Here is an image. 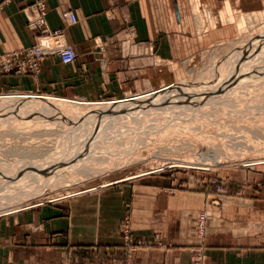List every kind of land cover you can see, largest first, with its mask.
<instances>
[{
	"label": "rangeland",
	"instance_id": "obj_1",
	"mask_svg": "<svg viewBox=\"0 0 264 264\" xmlns=\"http://www.w3.org/2000/svg\"><path fill=\"white\" fill-rule=\"evenodd\" d=\"M246 1L248 8L241 6V0H179L183 24H192L196 40L200 45H203V48L199 54L193 56V58L185 59L182 64L177 66V71L173 74L176 76L171 81L175 83L183 81L184 84L179 87L174 84L167 85L162 90L168 91L170 94L165 92L158 99H164V96L169 97L175 94H190L194 90L195 93L192 99L194 97L197 98L200 91L204 89L209 90L226 79H230L213 78V76L218 77L219 74L230 69L236 70L234 73L238 75L243 72V74L245 72L261 73L262 80L264 81V56L262 57L264 54V0ZM207 38L209 39L208 42H206ZM259 45L261 47L257 48ZM247 53L250 55L256 53L254 58L245 64L248 67L239 65V68L243 66L239 70L237 67L232 68L233 63L241 61L248 55ZM258 58H262V60ZM260 63L263 64V67L257 65H261ZM255 65L257 67L252 70L251 67ZM247 68L250 71L246 70ZM0 73L16 74L14 72H4L1 67ZM231 73L234 74L233 72ZM200 77H203V79L195 84V81ZM231 84L225 83L221 86L222 89L214 88L212 92L219 89L221 90L220 94L208 97L207 103L204 102L200 108L193 110L189 115L187 114V117H181L187 109L185 107L183 111H178L176 115H174L173 111L167 112L168 119L165 122L166 124L162 123L160 118L156 122L153 120L148 121L149 119H147V123H144V125L141 124V121L136 122L133 119H128L126 123H131L130 125L113 126L114 128L111 127L100 131L96 134V137L100 136L98 137L99 139L96 137L92 138V143L86 139L79 141L81 138L76 136L77 139L72 133L75 134L74 131L76 129L74 128L81 125L77 123H73V125L71 123V125L69 123H61L60 121L62 120L57 119L60 116H55L56 120H49L41 114L34 113L35 116H31L33 113H27L26 110V113L24 110L21 111V114L18 113L20 111L15 112V114L13 113L16 118H20L19 120H21V125L23 126L18 125V128L16 125V128L15 126L13 127L15 131L12 130L11 132L7 131L9 129H0V166H2L0 167V175L7 177L3 178V176H0L3 179H0V181L5 182L3 183L5 184L4 186H9L15 177H17L16 172H14L15 174L12 173L14 171L11 170L12 168L18 166L25 168H28V166L33 167L39 163L48 162L49 158L45 160V157H49L50 155L60 156L62 153L63 155L65 154L64 156L67 159H72L73 157L68 163L71 162L72 166V163H74L76 166L72 167V169H69V167L67 174H72V177H74L77 173L79 180L59 182V185L45 188L44 192L41 191L40 195H36L34 198L22 200V203L15 210L11 209V211L0 212V231L7 233L9 237L16 231L32 235L44 233L46 232V228H43V224L34 223L36 221L32 220L38 212L56 209L59 211V217L64 218L72 212L79 213L82 209L81 207L89 208L93 217L96 209L98 212L100 209L102 213L99 216L100 219L97 216L99 228L103 220H108V214L115 215L117 209H119L118 211L121 214L120 223L116 227L119 229L120 240L106 239L107 236L103 237L102 235L101 238L105 240H93V242H89L85 246L76 245L75 241L72 240L71 251L62 259L61 264H135L137 256L145 250L167 248L165 240L159 234H152L150 237H138L133 231L129 221L130 216L127 214V207L135 191L136 193L139 192V187L154 189L161 186L163 189L159 190L168 193H172L179 188L212 192L214 199L212 198L209 204L219 208V202L215 196L225 192L226 185L229 183V174L244 173L250 175L251 173L255 174L264 171V84L260 88L255 86L250 88L248 86L240 87L239 84H235L234 93L236 95L227 92ZM194 85L197 86L195 87ZM199 86L200 88L198 89ZM158 91L159 93H157ZM158 91L155 92L160 94L161 90ZM12 93L19 92L8 91L5 94L9 95H0V97L14 95ZM48 97L50 98V96ZM127 99L129 98L123 100ZM37 100L40 101V99ZM112 102L116 101L105 104ZM76 103L81 104L82 102ZM13 115L12 117H14ZM36 115H41L42 117H36ZM1 118L3 117L1 116ZM28 119L30 122L27 121ZM54 120L57 122L59 120V122L57 123ZM148 122L150 123L148 124ZM135 125L140 127L141 125L147 126L139 128ZM133 126L136 127L134 130ZM149 130L152 131L150 132ZM109 131L110 133H108ZM80 133L76 132V134ZM68 140L74 141L69 143ZM85 141L88 143H84ZM77 144L81 149L78 148L76 149L77 152H75L73 148ZM135 146L137 148H134ZM64 149L68 153L64 152ZM122 150L124 151L122 152ZM249 150L253 151V153ZM234 152L236 153L235 155ZM258 153L260 156H258ZM118 155L120 158H118ZM117 158L118 161H122L120 166L116 165V167L110 166L108 168L107 163L111 160L110 163L114 161L115 163L113 162L112 164H116L115 160ZM97 164L104 165V169L102 171L97 169V173L85 175V177L80 176L84 174L85 170L91 169ZM152 171L157 172L147 175L152 173ZM12 175H15L14 178H12ZM248 181H251L248 186L258 189L256 184L258 182L256 180L249 179ZM60 183L62 184L60 185ZM14 188L20 189V187L16 186ZM19 189L7 188V190L11 191L8 195L13 197L12 194L16 193ZM20 190L25 189L21 188ZM87 200L90 202L86 203ZM74 203H79V205L74 206ZM206 206L198 212L195 218L193 230L195 245L191 247L190 264H193L196 260L199 264H204L207 223L213 217L212 210ZM18 207H20L19 211H17ZM231 210L234 211L233 209ZM14 212L16 214H12ZM248 213L249 227L251 226L256 230L259 225H256L254 222L258 220V217L254 216L250 211ZM202 216L205 217V224L203 235L200 236L199 221ZM19 217H24L25 223L22 222L21 225H18L16 221ZM73 218L74 225L81 222L78 214L74 215ZM31 220L32 222H30ZM111 220L114 219L107 221L106 226H104L105 229L103 227L104 231L112 228L108 226ZM78 231L79 229L73 232L77 233ZM67 245L69 246L68 242L64 245H59V248L63 249L61 253L64 252V249L68 248Z\"/></svg>",
	"mask_w": 264,
	"mask_h": 264
},
{
	"label": "crops",
	"instance_id": "obj_2",
	"mask_svg": "<svg viewBox=\"0 0 264 264\" xmlns=\"http://www.w3.org/2000/svg\"><path fill=\"white\" fill-rule=\"evenodd\" d=\"M38 1L45 4L46 27L61 31L76 59L63 65L56 56H49L41 61L36 74L0 73V95L17 91L18 95L101 103L169 84L179 87L183 81H171L177 66L203 48L192 24H183L179 0H0V56L38 41L36 32L26 27L29 6ZM241 6L248 8L247 1L241 0ZM64 11L73 13L76 23L63 20ZM249 179L258 182V189L248 186ZM228 182L225 192L215 196L219 208L209 204L214 194L208 191L179 188L168 193L159 190L161 186L139 187L138 193L133 190L127 207L133 231L138 237L159 234L167 244L165 249L138 253L135 264H190L195 218L205 205L213 217L207 223L204 264H264V171L229 174ZM81 208L79 213L64 218L56 209L38 212L32 220L43 224L46 232L37 235L16 231L9 237L0 231V264H61L71 251L72 240L83 246L105 240L102 235L120 240L119 209L115 215H107V221L114 220L105 232L106 220L98 228L100 209L93 217L89 208ZM249 211L258 217L256 230L249 227ZM77 214L81 222L74 225L73 216ZM16 222L25 223L24 217ZM64 242L69 246L61 253L59 245Z\"/></svg>",
	"mask_w": 264,
	"mask_h": 264
},
{
	"label": "bare ground",
	"instance_id": "obj_3",
	"mask_svg": "<svg viewBox=\"0 0 264 264\" xmlns=\"http://www.w3.org/2000/svg\"><path fill=\"white\" fill-rule=\"evenodd\" d=\"M65 21L68 22L69 24H74V22H71L69 20H65ZM250 45H251V43H250ZM256 46H257V44H256ZM259 47H261V46L259 45L257 48H259ZM249 53H247L248 55L245 58H243L241 61H235L233 63V65H232V68L237 67L238 70H239V69H241L243 67L242 66L241 68H239L240 67L239 65H245V64L249 63L252 60V58H254V56L256 55V53L254 55L253 54L250 55ZM261 55H260V57H261ZM263 56H264V54L262 55V57ZM258 59H261L262 60V58H258ZM257 65L258 66H262L263 64H261V65L257 64ZM257 65L251 67L252 70H254L257 67ZM245 66H247V65H245ZM246 70H248V68ZM263 70H262V72H263ZM235 71L234 70H231V69L230 70H227V71H224L221 74H219L218 77L212 75L214 79H219V78H221V79H224L225 78L226 79V78H230V79H226L221 84H217L218 86L215 85L214 88L217 87L219 89H222L221 86L224 85L225 83H232L231 84L232 87L230 86V88L228 89L227 92H229V93H231L233 95V94H235L234 93L235 92V86H236L235 84H239L240 87L241 86H248L249 88L250 87H254V86L260 88L264 84V81L262 80V74L261 73H256V72L255 73L254 72H252V73H248L247 72L246 73L245 72V74H243L244 73L243 72L240 75H238V74H235L234 73ZM248 71H250V70H248ZM256 71H258V70H256ZM231 72H233L234 74H232ZM227 75H230V76H227ZM263 77H264V75H263ZM201 79H203V77L198 78L195 81V84L197 82H199ZM253 82H254V84H253ZM194 86L196 87L197 85H194ZM165 87H161V88H158V89H154V90L146 91V92H142V93H137L135 95L126 97V98H129L127 100H123V99H121V101L113 100V101H116V102H112V103H109V104H105V103L111 102V101L101 102V103H104V104H100L99 103L100 105L99 104H89V103H85V104L84 103L83 104L81 103L80 104V103L71 102V101H67V100L59 99V98H54V97H50L49 98L48 96L47 97H36V96H32V95H29L28 96V95H18V94L12 93L14 95H11V96H1L0 97V111H1L0 112V129H9L7 131H10V132L12 130L15 131L14 129L16 128V125L18 127V125H21L22 122H21V120H19L20 118L19 119L16 118V116H14L13 113L15 114V112L20 111L18 113L21 114L22 113L21 112L22 110H24V112L26 110L27 113H30V114L31 113H33V114L34 113L41 114L42 116H44L46 119H49V120H53V119L56 120V117L55 116H57V117L60 116V118H57V119L62 120V121H60L61 123H63V122L65 124H68V123L70 124L71 123L72 125H73V123L80 124L81 125L80 127L74 128V129H76L74 131L75 134L72 133V135H74L75 137L76 136L77 137L79 136L81 138L79 141H82V140L84 141L86 139V140L90 141V143H92L91 142L92 141V138L96 137V134H98L100 131L106 130V129L111 128L113 126H118V125H123V124L130 125L131 123L130 124L129 123H126V122H128L127 121L128 119H133L136 122L137 121H141V124L144 125V123H147V119H149L148 121L153 120L154 122H156L157 119L160 118L161 121H162V123L166 124L165 122H167V119H168V114H166L167 112L173 111L174 112V115H176V113L178 111H183L185 109V107H187V109L185 110V113L181 115V117H184V116L187 117V114L189 115V113H191L193 110H195L197 108H200L204 102L207 103L208 101H206V100H207L208 97L217 96V95L220 94L219 92L221 91V90L218 89L217 91L212 92L214 88H211L209 90L204 89L202 91L199 90L200 92H199L197 98L194 97V99H192V98L194 96V93H195L194 91L195 90L192 91V92H190V94H187V93L186 94H175V95H170L169 97L164 96V99H158V97L159 96H162L165 92H167L168 94H170V92L165 91V90H162ZM199 88H200V86L198 87V89ZM158 90H161L160 91L161 92L160 94H157V93H159ZM155 91H158V92L156 93ZM162 91H164V92H162ZM153 92H155V93H153ZM150 93H153V94H151L152 96L151 95H147V94H150ZM6 95H9V94H6ZM248 95H250V94H248ZM130 97H134V98L131 99ZM126 98H124V99H126ZM37 99H40V101H38ZM42 100H44V101H42ZM217 100L219 101V99H217ZM217 100H215V101H217ZM221 100H223V99H221ZM25 113H24V115H25ZM33 114L31 116H35V114L34 115ZM12 115L14 117H12ZM22 115H21V117H22ZM1 116L3 118H1ZM40 116L39 115H36V117H40ZM181 117L179 116V118H181ZM41 120H44V119H41ZM59 120H58V122H59ZM27 121H29V119ZM55 122H57V121H55ZM149 123L150 122H148V124ZM151 124H153V123L151 122ZM143 125H141V127L140 126H137V125H135V126H137L139 128H142ZM14 126H15V128H13ZM21 126H23V125H21ZM145 126H147V125H145ZM145 126H143V127H145ZM148 126H151V125H148ZM135 128L136 127H134L133 130ZM152 128H154V127H152ZM117 129H116V131H117ZM62 130H64V129H62ZM113 131L115 132V130H113ZM76 132L77 133L81 132V133L80 134H76ZM108 133H110V131ZM129 133H130V131H129ZM139 133H141V132H139ZM72 135H71V137H72ZM82 136H84V137H82ZM98 137H100V136H98ZM98 137H96V138H98ZM138 139H140V138L138 137ZM144 140H146V139H144ZM68 141H69V143H72L74 140L73 141L72 140H68ZM84 143H88V142L85 141ZM134 143H135V141H134ZM188 144H189V142H188ZM131 145H130V147H131ZM136 146L134 148H137ZM125 147H123V148H125ZM63 148H65V147H63ZM78 148H80V146L77 144V146L75 148H73V150L75 152H77L76 149H78ZM62 149H60V150L63 152ZM64 150H65L64 152H67L66 149H64ZM218 150H220V149L218 148ZM123 151L124 150H122V152ZM238 151H240V150H238ZM249 151L253 153V151H251V150H249ZM129 152H130V150H129ZM52 153H53V151H52ZM57 153H59V152L57 151ZM116 154H117V152H116ZM235 154L236 153L234 152V155ZM64 155L62 153L60 156H56V155H54V156L52 155L53 157L51 155H50L51 157L50 156L49 157H45L44 156L45 157V160L49 158L48 162H46L44 160L45 162H42V164L39 163L38 165H35L33 167L28 166V168L27 167L25 168V167L18 166V167L12 168L11 170H14V171L13 172L11 171V172L12 173L16 172L17 177H15V179L13 180V182L10 181L11 184H9V186H4L5 184H3V183H5V182H3L2 181L3 179L1 178L3 175H0L1 176L0 179H2L0 181V189H1L0 190V212L11 211V209L15 210L16 207L19 206L22 203V200H25L27 198H32V197L34 198V196L40 195L41 191H43L45 188H50V187L59 185V182H71V181L79 180V178H77L78 177L77 173L75 174V176L73 175L74 177H72V174H67V170L72 169V167H75L76 164L72 163L73 164V166H72L70 164L71 162L70 163H68V162H69V160L71 161L73 159V157H72V159H69V158L67 159V158H65ZM128 155H127V157H128ZM130 156H133V155H130ZM226 156H228V155L226 154ZM258 156H260V154ZM118 158H120L119 155H118ZM118 158L115 160L117 162L116 164H112L114 161H112L111 163H110L111 160L109 162L107 161L108 162L107 163V167L108 168L110 166H113V167L115 166L116 167V165H119L120 166V164L122 163V161H120V160L118 161ZM234 158H235V156H234ZM122 160H123V157H122ZM124 161H125V159H124ZM36 164H37V162H36ZM0 167H2V166H0ZM66 167H67V169H66ZM3 168H4V166H3ZM92 168L91 169H88V170H85L83 172L84 174H81L80 176L81 177H85V175L95 174L98 171L97 169H99L100 171H102V169H104V165L101 166V164L100 165L97 164L95 167H92ZM6 169H7V167H6ZM65 171H66V173H65ZM156 172L157 171H152V173H149L147 175L154 174ZM69 175H71V176H69ZM5 176H7V175H5ZM14 176L12 178H14ZM3 178H7V177H4L3 176ZM7 184H8V182H7ZM61 184L62 183H60V185ZM15 186L16 187H20V189L22 188V189H25V190H20L19 188H14ZM7 188H13V189H19V190H17L16 193L12 194L13 197H11V195H8V194L11 193V191L10 190H7ZM203 224H204V222H203ZM193 264H199V263L196 260V261L193 262Z\"/></svg>",
	"mask_w": 264,
	"mask_h": 264
},
{
	"label": "built area",
	"instance_id": "obj_4",
	"mask_svg": "<svg viewBox=\"0 0 264 264\" xmlns=\"http://www.w3.org/2000/svg\"><path fill=\"white\" fill-rule=\"evenodd\" d=\"M46 8L42 1L29 6V16L26 27L36 32L37 42L24 50L0 56V67L4 72L16 74H36L39 72L40 63L45 57L56 56L60 63L68 65L75 61L76 54L73 48L66 45L61 31H49L45 24ZM62 19L76 22V17L69 11L61 14ZM205 217H200L199 233L203 235ZM204 222V224H203Z\"/></svg>",
	"mask_w": 264,
	"mask_h": 264
}]
</instances>
